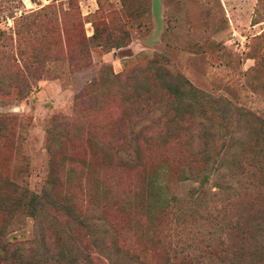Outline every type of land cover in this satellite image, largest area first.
I'll list each match as a JSON object with an SVG mask.
<instances>
[{"label":"rangeland","instance_id":"1","mask_svg":"<svg viewBox=\"0 0 264 264\" xmlns=\"http://www.w3.org/2000/svg\"><path fill=\"white\" fill-rule=\"evenodd\" d=\"M152 61L251 114L235 124L227 162L240 159L242 170L230 179L241 190L239 207L249 209L250 225L264 223V191L250 188L257 181L251 175L264 168V132L255 134L264 131V0H0V119L6 129L0 132V236L10 243L2 264H18L23 253L27 258L38 238L51 255L62 250L77 264H109L110 254L90 241L93 228L87 235L61 214L54 222L50 210L33 220L12 209L14 200L43 189L50 175L58 181L54 193H69L96 231L117 234L142 264L176 257L198 235L195 224L179 225L155 204L160 191L183 201L194 195L196 183L181 178L183 140L142 145L139 163L119 168L100 161L102 169L94 159L99 152L85 143L89 134L123 124V104L98 87L102 68L152 80ZM195 126L189 121L184 128ZM48 131L55 143L51 161ZM197 144L195 138L192 149ZM220 173L208 176L211 193ZM253 210L263 220L252 221Z\"/></svg>","mask_w":264,"mask_h":264},{"label":"trees","instance_id":"2","mask_svg":"<svg viewBox=\"0 0 264 264\" xmlns=\"http://www.w3.org/2000/svg\"><path fill=\"white\" fill-rule=\"evenodd\" d=\"M93 40L95 33L90 41ZM110 41L111 39L108 38L105 42L107 44ZM120 46V43L112 45L114 48ZM18 61L22 64L24 62L21 53ZM150 71L152 80H148L146 76L145 80L134 75L128 78L119 76L113 74L110 67L102 68L98 79L102 96L103 94L117 96L124 110L119 118L123 124L113 123L101 129L98 135L86 136V145L99 152L94 158L98 161L97 167L99 169L105 167L100 161H106L104 163L110 167L115 164L119 168L132 162L139 163L138 156L142 145L155 142L163 146L167 142L178 143L183 140L188 149H186V162L181 169V178L196 183L194 195L183 201L182 198L167 197L160 191L155 198V204L159 209L167 212L177 224L189 221L192 226L195 224L198 227L196 229L198 235L189 244L190 249H188L189 245L183 246L176 257H165L157 264H264V223L255 222L250 225L249 209L239 207L237 199L241 195V190L235 188L230 179L234 178L232 172L235 178L241 172L240 159L238 161L228 159L227 162L230 150L228 144L233 140L234 126L239 119L246 116L249 118L251 114L236 108L224 98L212 97L195 89L178 73L159 67L157 62L150 63ZM77 101L79 102L75 97L74 107L78 106ZM4 120L5 118L0 119V132L6 130L1 124ZM189 121L196 122L195 128L190 131L184 128ZM262 132L264 131L258 130L255 134L260 138ZM51 136L48 131L45 138V149L50 161L55 154L53 147L55 143ZM195 138L198 144L192 149L191 145ZM218 143L219 147L216 148ZM223 145L226 147L222 148ZM220 156L223 160L221 159L218 165H214L215 160ZM219 168L222 173L216 179L217 192L211 193L210 189L205 187L208 176ZM257 171V175L254 173L251 175L257 181L250 188L264 191V168L260 166ZM71 174L72 170L69 169L65 177L66 185L71 183ZM57 183L55 177L50 175L43 189L39 192L29 191L14 200L15 205L12 209L15 210L17 207L25 217L33 220L45 214L47 210L52 212L54 222L61 214L82 227L87 235L91 234L93 228L94 234L90 241L100 248V252L110 254L107 258L109 264H142L138 257L129 254L127 249L121 247L117 241V234L114 232L110 234L108 229L96 231L93 220L87 215L80 214V209L69 193L61 195L54 193ZM134 204L129 202L128 205ZM252 213V221L263 220L261 211L253 210ZM73 214L75 216L71 218ZM88 220L93 223L89 224ZM3 236H0L1 264L6 262L3 255L7 253L10 244L3 239ZM40 237L43 235L40 234ZM41 239L38 238L34 242V251H30L27 258L23 253L15 260L16 263L77 264L75 259L69 257L68 252L64 254L60 250L53 255L49 254L45 249L46 242L41 245ZM38 243L42 246L41 250ZM184 249L186 253L182 254Z\"/></svg>","mask_w":264,"mask_h":264}]
</instances>
